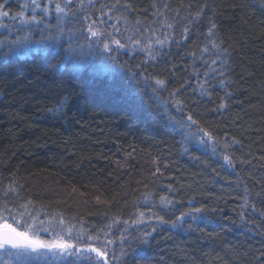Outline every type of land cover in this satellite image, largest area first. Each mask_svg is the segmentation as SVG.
Here are the masks:
<instances>
[{
    "label": "trees",
    "instance_id": "1",
    "mask_svg": "<svg viewBox=\"0 0 264 264\" xmlns=\"http://www.w3.org/2000/svg\"><path fill=\"white\" fill-rule=\"evenodd\" d=\"M59 1L37 0L20 26L22 1L0 0V40L18 42L0 44V190L16 188L17 212L5 222L47 226L43 240L71 229L77 247L110 240V264H264V0H69L68 15ZM92 21L125 46L106 55ZM101 63L111 74L92 73Z\"/></svg>",
    "mask_w": 264,
    "mask_h": 264
},
{
    "label": "snow or ice",
    "instance_id": "2",
    "mask_svg": "<svg viewBox=\"0 0 264 264\" xmlns=\"http://www.w3.org/2000/svg\"><path fill=\"white\" fill-rule=\"evenodd\" d=\"M91 2V0H89ZM33 4V12L37 8H40V4L37 3V0H32ZM3 5H0V18H8L11 16L10 12L3 11ZM113 7H116L113 5ZM165 9L167 10L168 6L165 4ZM67 8V3L65 6H61L60 4H56V12L57 13H62L64 15H68L69 13L66 11ZM80 8H84L83 0H81L80 3ZM44 13L48 12V8L45 7L42 9ZM111 11V9H109ZM203 8L199 12H196L194 14H191L189 17H185V19L188 20V24L185 25L183 32H184V38L187 39V35L190 31V25L193 24L195 21L199 20L202 14ZM24 13L21 12L19 13V17H23ZM85 19H89L87 16ZM37 17L33 15L30 20L25 19L22 20V23H32L36 22ZM162 25L167 28V29H173L174 25L173 23L168 22L166 19L161 21ZM97 24V21H92L88 28H87V33H88V38H96L97 41L102 36V33L99 30H94L95 25ZM215 24L212 25L211 28L208 29L209 35L212 34V30L215 28ZM118 31V29H117ZM152 35L155 36L156 33L155 31L152 32ZM171 37L167 34L163 35V38H157L154 41H150L151 44H156L160 45L161 47L167 43ZM113 43H116L120 47H124L125 45L120 44V42L117 41H112ZM136 44H139V41H133ZM17 41H11L9 42L7 39L0 40V44L4 45L5 48L8 49L9 54L14 51V46L17 45ZM216 47V45H213ZM103 50L104 51H110L109 44L104 43L103 44ZM149 52V55L152 56L154 59L155 56L152 55L151 49H147ZM2 51V50H0ZM208 49L205 48L204 52H207ZM71 61V47H69L68 50V55L65 57V62H70ZM213 64L216 63L215 60L212 61ZM73 67L75 70H79L81 67H83L82 64L80 63H74ZM92 73L95 76L98 77H104L106 75L111 74L113 71L110 66H108L106 63H101L91 69ZM211 69L208 72H205L204 75L207 77L210 74ZM223 75V73H220ZM207 81H205V84ZM155 84L158 87H163L164 86V81L162 80H156ZM221 84H223V81H221ZM206 88L201 86V94L206 93ZM175 93H172L170 95H174ZM166 103V102H165ZM63 104V101L61 102V106ZM177 107H180V102L177 101ZM221 107H224L223 104H221ZM56 111L60 110V107H57L55 109ZM188 121H192V123H195V121L192 120V116L189 115L187 117ZM205 135H208V133H204ZM227 147V145H225ZM224 161L226 162L227 165H231L232 161L228 156L224 157ZM2 194H0V199L3 200V203H0V250H3L5 254H7L10 258L14 259L16 261V264H29V261L34 260L39 257H46V256H51L53 258H66V257H75L77 260H87V261H92L95 259V264H110V257L108 254L107 250V245L111 244L112 241H107V244H105L103 247H93L90 242L86 244V246L83 247H77V244H84L85 242L80 240L79 237L76 238V243L70 242L72 240L71 237V229H68V235L63 234V230H61V233H53L55 236L54 239L52 240H42L38 238L36 230L31 226L28 225L26 231H18L16 227H13L12 224L7 223L8 219H11L13 223H15V215L17 214L16 210L9 208V203L11 201V197L13 193H16V188L12 187L9 185L7 188L0 190ZM161 201L163 204H171V201H168L165 199V197H161ZM21 208L25 206H20ZM203 209L197 208L193 209L191 213H181L180 217H177V221L182 220L185 216H192L193 219L196 218L197 213H201ZM3 213H8V216H4ZM143 215V214H141ZM158 220L163 222L162 217H157ZM63 223V221H61ZM127 223V222H125ZM175 226V224L173 225ZM47 231V229H45ZM93 238L89 237L88 240L91 241ZM93 254H95V257H93ZM125 255V253L122 251V256Z\"/></svg>",
    "mask_w": 264,
    "mask_h": 264
},
{
    "label": "rangeland",
    "instance_id": "3",
    "mask_svg": "<svg viewBox=\"0 0 264 264\" xmlns=\"http://www.w3.org/2000/svg\"><path fill=\"white\" fill-rule=\"evenodd\" d=\"M22 2V8H23V13H24V16L23 17H19V18H21V19H19L18 20V24L20 25V26H24V25H26V23H22V20H25V19H27L26 18V14H27V12L29 11V10H31V13H32V11H33V4H32V0H21ZM69 0H60L59 1V3H57V4H65L66 2H68ZM32 15V14H31ZM31 17L32 16H30L29 17V19L28 20H30L31 19ZM102 34H104V30L103 31H101L100 29H98ZM87 31V30H86ZM87 33V32H86ZM88 34V33H87ZM99 41H100V46H102V50H103V44L104 43H108L109 44V48H110V51H104V53H106V55H108V56H112V54H111V51H112V49H113V47L112 46H114V43H110V41L108 40V39H106L104 36H101V38L99 39ZM28 225H31L35 230H36V233H37V236H38V238H40L39 237V233L40 232H43V233H47V231H45L44 230V228L43 227H47V226H44L43 225V227L42 226H40L39 224H30V223H28L27 225H26V227H25V229L23 230V231H26V230H28L27 229V226ZM53 226H55V225H53ZM65 235H68V231L65 233ZM55 238V236L54 235H51L49 238H48V240H52V239H54ZM43 240V239H42ZM93 257H95V254H93ZM68 257H66V258H59V259H57V258H53V257H51L50 255L49 256H46V257H39V258H36V259H34V260H32V261H37V260H41V261H49V262H58V261H62V260H66ZM0 262L1 263H3V264H16V261L14 260V259H12V258H10L7 254H5L4 252H3V250H0Z\"/></svg>",
    "mask_w": 264,
    "mask_h": 264
}]
</instances>
